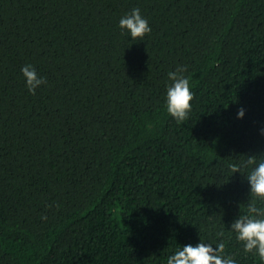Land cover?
Segmentation results:
<instances>
[{
    "label": "trees",
    "instance_id": "obj_1",
    "mask_svg": "<svg viewBox=\"0 0 264 264\" xmlns=\"http://www.w3.org/2000/svg\"><path fill=\"white\" fill-rule=\"evenodd\" d=\"M133 7L143 41L118 27ZM26 63L47 80L35 94ZM260 129L264 0H0V264H166L198 241L264 264L228 228L264 210L251 165L233 167L264 157Z\"/></svg>",
    "mask_w": 264,
    "mask_h": 264
},
{
    "label": "clouds",
    "instance_id": "obj_2",
    "mask_svg": "<svg viewBox=\"0 0 264 264\" xmlns=\"http://www.w3.org/2000/svg\"><path fill=\"white\" fill-rule=\"evenodd\" d=\"M118 27L122 33H126L131 40L143 41L146 34L151 32V26L138 7H133L118 20ZM20 72L24 79L27 91L35 94L42 85L47 83L46 78L39 74L35 67L26 63L21 66ZM183 67L167 73L171 81L166 86L165 106L170 117L178 123L185 121L191 111L193 93L187 77L183 74ZM244 109L236 112L238 119L243 118ZM264 134V129H260ZM251 165L245 177L249 193L256 200L264 201V157L249 156V159L233 165L235 172ZM44 217H42L43 219ZM235 233L236 239L243 244V249L249 253H255L264 261V210L255 203L248 204L246 214L237 216L228 227ZM224 243L219 242L215 246L198 241L195 244L187 243L178 247L166 257V264H238L232 256L224 253Z\"/></svg>",
    "mask_w": 264,
    "mask_h": 264
}]
</instances>
